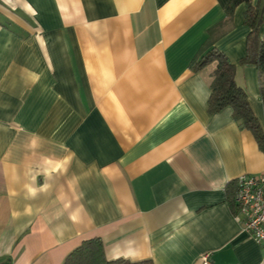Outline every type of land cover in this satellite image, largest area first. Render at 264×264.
I'll return each instance as SVG.
<instances>
[{
  "label": "crops",
  "instance_id": "obj_1",
  "mask_svg": "<svg viewBox=\"0 0 264 264\" xmlns=\"http://www.w3.org/2000/svg\"><path fill=\"white\" fill-rule=\"evenodd\" d=\"M229 2L0 0V264H62L93 237L108 259L264 264L229 201L264 150L208 112L216 63L191 67L222 52L264 129Z\"/></svg>",
  "mask_w": 264,
  "mask_h": 264
},
{
  "label": "trees",
  "instance_id": "obj_2",
  "mask_svg": "<svg viewBox=\"0 0 264 264\" xmlns=\"http://www.w3.org/2000/svg\"><path fill=\"white\" fill-rule=\"evenodd\" d=\"M246 4L244 23L249 28L246 38V53L241 64H253L259 72V89L262 102H264V39L260 37V28L264 25V0L257 5L252 0H230L225 9L226 16H232L235 8ZM210 62L216 66L211 73L210 95L208 99V112L213 114L225 107H231L233 118L241 128L248 129L254 135L260 149L264 150V129L252 111L247 92L237 84L235 79L236 66L227 57L212 47L205 54L193 60L191 67L200 71ZM234 182L230 184V187ZM231 190H229L230 192ZM229 201L234 210L233 196ZM62 264H153L150 259L130 260L127 258L108 259L104 252L102 240L93 237L82 241L64 259Z\"/></svg>",
  "mask_w": 264,
  "mask_h": 264
},
{
  "label": "built area",
  "instance_id": "obj_3",
  "mask_svg": "<svg viewBox=\"0 0 264 264\" xmlns=\"http://www.w3.org/2000/svg\"><path fill=\"white\" fill-rule=\"evenodd\" d=\"M234 216L245 233L264 246V174H241L234 180ZM211 264L210 255L202 257Z\"/></svg>",
  "mask_w": 264,
  "mask_h": 264
}]
</instances>
